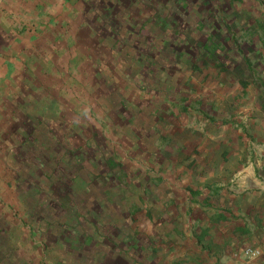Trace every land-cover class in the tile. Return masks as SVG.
Here are the masks:
<instances>
[{
  "label": "rangeland",
  "instance_id": "rangeland-1",
  "mask_svg": "<svg viewBox=\"0 0 264 264\" xmlns=\"http://www.w3.org/2000/svg\"><path fill=\"white\" fill-rule=\"evenodd\" d=\"M263 100L264 0H0V264L175 263Z\"/></svg>",
  "mask_w": 264,
  "mask_h": 264
},
{
  "label": "crops",
  "instance_id": "crops-1",
  "mask_svg": "<svg viewBox=\"0 0 264 264\" xmlns=\"http://www.w3.org/2000/svg\"><path fill=\"white\" fill-rule=\"evenodd\" d=\"M262 112L259 119L248 120V137L254 143L244 139L242 167L229 171L226 166L216 168V174L218 169L226 170L227 176L213 179L207 171L199 182L183 184V197L192 204L191 210L193 205L200 209L199 217L192 215L190 219L201 226L182 233L185 237L194 235L173 264H241L234 251L264 244V108ZM179 195H173L174 202L169 207L180 200ZM196 237L197 248L190 246Z\"/></svg>",
  "mask_w": 264,
  "mask_h": 264
},
{
  "label": "built area",
  "instance_id": "built-area-1",
  "mask_svg": "<svg viewBox=\"0 0 264 264\" xmlns=\"http://www.w3.org/2000/svg\"><path fill=\"white\" fill-rule=\"evenodd\" d=\"M235 257L241 264H264V244L243 248L240 252H235Z\"/></svg>",
  "mask_w": 264,
  "mask_h": 264
}]
</instances>
